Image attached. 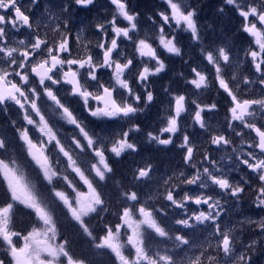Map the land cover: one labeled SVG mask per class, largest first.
<instances>
[{"label": "snow or ice", "instance_id": "6c2138e0", "mask_svg": "<svg viewBox=\"0 0 264 264\" xmlns=\"http://www.w3.org/2000/svg\"><path fill=\"white\" fill-rule=\"evenodd\" d=\"M98 3L0 0V264H90L62 220L112 264H255L264 254V0H221L216 11L231 14L238 36L216 39L190 0H159L146 18L129 0ZM93 10L94 30H74ZM173 58L182 70L158 100L154 78ZM210 93L219 99L206 102ZM157 103L159 131H145L138 118ZM141 141L175 146L180 164L160 174L144 161L116 179L112 157L138 154ZM246 195L251 210L236 211ZM109 212L116 219L104 222Z\"/></svg>", "mask_w": 264, "mask_h": 264}, {"label": "trees", "instance_id": "16d2710c", "mask_svg": "<svg viewBox=\"0 0 264 264\" xmlns=\"http://www.w3.org/2000/svg\"><path fill=\"white\" fill-rule=\"evenodd\" d=\"M192 4H194L199 11V22L205 30V34L209 36L211 39H216L217 37L223 38L227 35L229 38L237 37V31H235L236 24L235 20L232 19L231 14H225L220 16L216 9L219 6L221 0H190ZM131 7L137 11H139L145 18L148 14H150L155 8L156 4L159 3V0H129ZM220 20L219 23H216V20ZM247 38H238L237 43L242 47L247 46L246 42ZM167 54H165L166 56ZM169 64V69L166 74H161V77L154 78L156 83L155 94L158 100H161L163 97L159 93L162 91V86L169 84L172 79L175 77V74L182 70V64L179 58H173L172 60L167 61ZM177 84L173 83V89L177 88ZM213 99H219V97L215 96V93H210L206 98V102H211ZM160 104L157 103L153 105L151 109L141 114L138 118V123L147 130L159 131V124L157 123V112L159 110ZM224 116V107L221 105L220 114L215 119L218 118L222 121ZM191 131V129H189ZM179 149L175 146L169 145L168 147L164 146H156L149 145L141 141L139 145V153L132 154L131 156L125 155L122 159H117L112 157L110 163H112L115 178L121 179L123 176L129 173L130 168L136 164L142 163L144 161H151V163L157 169V172L162 174L165 172H170L171 169L175 168L180 164L181 157L179 156ZM109 155H111L109 153ZM62 183V182H61ZM65 187V186H64ZM66 188V187H65ZM80 188V186H79ZM81 190V188H80ZM71 193L70 191H68ZM114 189L112 186V182L109 181V187L106 189V195L111 197L110 208L112 211L117 207V201L113 194ZM72 195V194H71ZM246 201L250 202V197L246 195ZM245 205V203H244ZM243 205V208H244ZM193 209L194 205L191 206ZM22 210L19 211L16 215V226L23 230L24 227L29 228V219L24 214L25 221L22 217ZM105 216L104 222L115 221V217L109 213L102 214ZM101 223L98 220L92 221V226L94 230L97 231L98 234H102L99 228H96V225ZM187 231V230H186ZM61 233L64 237H67L70 241H72V248L76 252L77 255H83L86 257L90 264H112L114 257L108 254L98 253L97 250L89 248L88 244L85 242V238L77 235L76 229L68 226L66 221L61 222ZM258 254V253H257Z\"/></svg>", "mask_w": 264, "mask_h": 264}, {"label": "rangeland", "instance_id": "374dc122", "mask_svg": "<svg viewBox=\"0 0 264 264\" xmlns=\"http://www.w3.org/2000/svg\"><path fill=\"white\" fill-rule=\"evenodd\" d=\"M101 5H104V2H99V4H98V8L101 6ZM99 14H101V15H103L102 14V12L100 11V13ZM97 16V12H96V14L94 15V17H96ZM96 22V20L94 19V18H92V23L94 24ZM248 39V38H247ZM247 39H246V42H247ZM247 47V46H246ZM240 55H241V57H243V53L241 52L240 53ZM159 93L161 94V96L163 97V92L162 91H159ZM163 99V98H162ZM161 107V106H160ZM159 107V108H160ZM216 120V119H215ZM217 120H220L219 118L217 119ZM189 123H191V121L189 120L188 121ZM214 123H215V121H213ZM217 158H219V157H217ZM240 175H243V173H240ZM77 183L79 184V186H80V188H81V191H83V192H87L88 191V189H87V187L86 186H84L82 183H80L79 181H78V178H77ZM65 187H66V185H65ZM68 191H70L71 192V189H68ZM72 194V196H75V193H71ZM62 207V206H61ZM21 210H22V212L23 213H21L22 214V217H23V220L25 221V217H24V210L21 208ZM251 209H250V202H247V203H245V205H244V208H242V209H240V208H238V209H236V211H243V212H249ZM23 229H27V227H24ZM22 243V242H21ZM1 253L3 254H0V258H6V254L3 252V251H1ZM254 260H255V264H264V254H261V253H258L255 257H254Z\"/></svg>", "mask_w": 264, "mask_h": 264}, {"label": "flooded vegetation", "instance_id": "af4514ba", "mask_svg": "<svg viewBox=\"0 0 264 264\" xmlns=\"http://www.w3.org/2000/svg\"><path fill=\"white\" fill-rule=\"evenodd\" d=\"M43 3H47V0H42ZM99 4V3H98ZM102 14L103 13V10H101ZM93 13H96V10H93V12L91 13H84V12H81L79 14L78 17H76L74 20H73V24H74V30L75 29H78L79 27H87L89 24H91V17ZM94 30V26H93V29Z\"/></svg>", "mask_w": 264, "mask_h": 264}, {"label": "bare ground", "instance_id": "6f19581e", "mask_svg": "<svg viewBox=\"0 0 264 264\" xmlns=\"http://www.w3.org/2000/svg\"><path fill=\"white\" fill-rule=\"evenodd\" d=\"M220 22V20L218 19V20H216V23H219Z\"/></svg>", "mask_w": 264, "mask_h": 264}]
</instances>
